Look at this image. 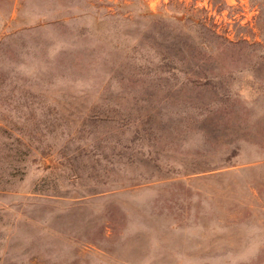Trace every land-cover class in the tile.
<instances>
[{
    "label": "rangeland",
    "instance_id": "374dc122",
    "mask_svg": "<svg viewBox=\"0 0 264 264\" xmlns=\"http://www.w3.org/2000/svg\"><path fill=\"white\" fill-rule=\"evenodd\" d=\"M0 264H264V0H0Z\"/></svg>",
    "mask_w": 264,
    "mask_h": 264
}]
</instances>
